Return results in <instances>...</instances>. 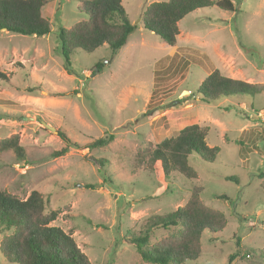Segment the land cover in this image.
<instances>
[{
    "label": "rangeland",
    "instance_id": "1",
    "mask_svg": "<svg viewBox=\"0 0 264 264\" xmlns=\"http://www.w3.org/2000/svg\"><path fill=\"white\" fill-rule=\"evenodd\" d=\"M153 1L164 0H121L135 25L126 43L115 52L106 44L75 49L70 72L58 32L86 18L77 0H46L45 35L0 31V66L9 78L0 85V140L16 134L24 153L19 159L12 149L0 151V189L20 199L40 192L58 212L51 225L70 234L93 264H154L141 260L129 235L197 189L226 225L203 232L201 255L182 264H227L237 238L249 257L232 264H264V0H231L233 10L214 0L189 12L174 46L143 28L142 11ZM214 69L263 90L206 103L196 91ZM188 123L207 127L216 158L191 154L192 179L148 169L146 153ZM58 132L79 147L54 156L66 144ZM109 135L103 146L84 147ZM9 233L0 228V239ZM169 233L153 229L149 243ZM0 264L13 263L0 251Z\"/></svg>",
    "mask_w": 264,
    "mask_h": 264
},
{
    "label": "trees",
    "instance_id": "2",
    "mask_svg": "<svg viewBox=\"0 0 264 264\" xmlns=\"http://www.w3.org/2000/svg\"><path fill=\"white\" fill-rule=\"evenodd\" d=\"M77 2L78 10L85 13L86 18L70 27H60L58 32L60 54L68 72L75 49L91 52L106 44L115 52L126 43L128 35L135 28L121 0ZM45 3L46 0H0V31L34 36L49 33L51 23L42 12ZM213 4L214 0L153 1L144 7L140 20L143 28L157 35L168 46H174L179 33L178 22L189 12ZM216 5L220 9L233 10L231 0H218ZM99 68L98 64L95 70ZM8 80V75L0 66V85ZM262 90L261 84L232 78L214 69L201 81L196 92L200 100L211 103L234 94L254 96ZM58 133L66 144L55 151L54 156L65 154L70 147H79L64 133ZM206 133L207 127L198 123L182 125L175 136L163 138L146 153L148 158L145 160L143 157L146 167L164 175L174 171L187 178H195L196 171L189 164V156L194 153L201 160L212 162L219 152L218 147L208 145ZM112 138V135L100 137L84 147L103 146ZM4 149H12L19 159H24L23 148L16 134L0 140V151ZM94 161L102 165L104 160ZM218 197L227 199L224 194ZM57 213V210L47 207V201L36 190H32L25 199H20L0 189V228L10 231L0 239V251L5 260L13 264H93L70 234L51 225ZM150 220L145 230L132 232L128 241L135 247L141 260L154 264H182L197 259L202 252L203 232H217L226 225L223 212L204 204L197 189L184 205ZM159 227L170 233L149 243L151 231ZM236 246L238 249L228 256L227 264H232L237 256L249 257V252H240L238 238Z\"/></svg>",
    "mask_w": 264,
    "mask_h": 264
},
{
    "label": "water",
    "instance_id": "3",
    "mask_svg": "<svg viewBox=\"0 0 264 264\" xmlns=\"http://www.w3.org/2000/svg\"><path fill=\"white\" fill-rule=\"evenodd\" d=\"M50 127V126H49ZM50 129H53L52 127H50ZM79 186H81V185H79Z\"/></svg>",
    "mask_w": 264,
    "mask_h": 264
},
{
    "label": "crops",
    "instance_id": "4",
    "mask_svg": "<svg viewBox=\"0 0 264 264\" xmlns=\"http://www.w3.org/2000/svg\"><path fill=\"white\" fill-rule=\"evenodd\" d=\"M178 36V35H177Z\"/></svg>",
    "mask_w": 264,
    "mask_h": 264
}]
</instances>
